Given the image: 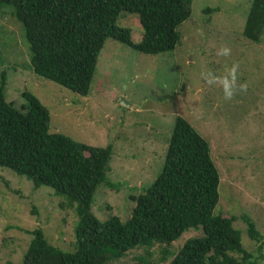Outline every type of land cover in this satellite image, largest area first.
I'll list each match as a JSON object with an SVG mask.
<instances>
[{
    "label": "rangeland",
    "instance_id": "1",
    "mask_svg": "<svg viewBox=\"0 0 264 264\" xmlns=\"http://www.w3.org/2000/svg\"><path fill=\"white\" fill-rule=\"evenodd\" d=\"M251 1L191 0V16L178 29L180 43L169 52L144 54L106 39L86 96L33 73L22 25L13 7L0 6L6 100L19 107L29 92L48 110L51 132L111 146L107 177L113 186L97 187L91 204L96 218L130 217L132 197L159 174L180 116L209 143L220 178L214 213L237 218L233 225L251 255L231 256L238 264H264V32L258 43L242 34ZM118 24L140 41L135 15L122 14ZM242 216L254 222L259 241L249 238ZM77 221L75 205L64 196L0 167V264H19L37 228L50 244L73 250ZM200 236L201 228L189 229L167 246L135 248L108 264H168L171 258L161 260L164 248L171 257Z\"/></svg>",
    "mask_w": 264,
    "mask_h": 264
},
{
    "label": "trees",
    "instance_id": "2",
    "mask_svg": "<svg viewBox=\"0 0 264 264\" xmlns=\"http://www.w3.org/2000/svg\"><path fill=\"white\" fill-rule=\"evenodd\" d=\"M13 7L29 45L33 73L74 93L86 96L97 57L106 39L140 53L156 55L175 49L179 27L191 16V0H0ZM135 15L142 29L138 43L118 21ZM264 32V0H252L243 36L260 42ZM6 76L0 78V167L47 186L74 204L78 221L73 250L50 244L41 229L32 238L19 264H108L135 248L169 245L186 230L201 228L203 236L188 239L168 264H238L231 256L251 255L234 227L236 217L215 214L220 178L209 143L184 118L177 116L162 168L143 193L132 197L130 217L101 221L91 212L100 184L112 187L107 174L112 149L77 142L50 131V115L42 103L23 92L16 107L5 96ZM247 234L260 240L254 222L242 216ZM245 262V261H244ZM5 264H14L7 262Z\"/></svg>",
    "mask_w": 264,
    "mask_h": 264
},
{
    "label": "clouds",
    "instance_id": "3",
    "mask_svg": "<svg viewBox=\"0 0 264 264\" xmlns=\"http://www.w3.org/2000/svg\"><path fill=\"white\" fill-rule=\"evenodd\" d=\"M222 51H223V53H224V54H227V53H228V51H229V49H227V48H224ZM228 95H231V93L229 92V93H228Z\"/></svg>",
    "mask_w": 264,
    "mask_h": 264
}]
</instances>
